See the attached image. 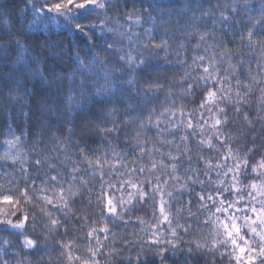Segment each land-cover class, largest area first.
I'll use <instances>...</instances> for the list:
<instances>
[{
  "label": "trees",
  "instance_id": "obj_1",
  "mask_svg": "<svg viewBox=\"0 0 264 264\" xmlns=\"http://www.w3.org/2000/svg\"><path fill=\"white\" fill-rule=\"evenodd\" d=\"M110 3L112 7L106 13V27L112 28L113 31L103 34L98 30L90 31V39L89 36L73 31H44V23L34 21L30 0H0V47L9 46L7 51L0 52V146H5L4 141L14 133L20 137V144L11 154L14 155L19 150L23 158V163L17 159L15 165L11 160H0V184L8 188L11 186L8 183L11 179L13 183L18 182L20 187H23L21 168L27 169L33 176L43 177L45 172L59 174L66 189L73 169H78L79 175L89 180L87 187L76 185V190L83 198L81 199V195L74 198L72 212L68 213V216L56 213L62 221L68 220L69 230L66 235L63 227L59 233H49L42 226L36 227L34 231L30 229L24 235L40 243V248L33 252L23 246V236L14 237L7 231L0 232V264L5 261L7 264H75L74 261L67 260L66 250L65 254L61 255L60 242L71 247V255L87 257L88 241L84 239V233L91 227H100L103 224V217L95 206L94 195L89 196V188L93 194L100 188L99 173L95 174V179H91L93 172L89 161L94 164L97 157L101 160L107 159L106 180L127 179L126 174L130 169H139L141 166L139 150L135 147L139 143L152 150L151 155L157 161L163 159L165 164L170 163L168 154H179L177 144L180 143V137L186 134L183 127L177 131L171 129L168 123L172 100H176L177 106V115L173 122L179 124L181 101L177 98L187 88V82L198 77L203 66L209 65L213 58L219 75L227 76L231 83L233 100L238 87L237 79L241 81V88L244 83H251V76L264 81V71H261L264 68V49L259 43L261 36H264V0H110ZM233 8H236L235 12L232 11ZM221 13L229 19L222 20ZM152 17L155 19H151ZM193 17L196 19L193 20ZM137 18L139 23H136ZM94 22L100 24V20ZM249 29L254 32L255 43L252 46H249L247 37ZM202 33H208L205 41H199V34ZM241 34L244 35L243 40ZM106 41H111L114 49L118 51L109 49ZM153 44H165L167 54L164 50L154 49ZM37 52L41 53L44 63L34 67L44 68V82H39L32 78L30 73L19 70L24 60ZM221 53H224L223 59ZM77 54L84 61L83 75L74 72L75 68L81 67L72 59ZM121 55L125 58L131 55L137 63L143 55L147 57L149 66L143 72L133 73L127 70L125 62L119 60ZM229 55L231 60L227 58ZM199 56H204V61L193 64V58ZM229 64L236 66L234 74L229 69ZM133 76L139 89L144 90L140 92V97L149 91L152 82H158L163 84L165 93L171 91L172 98L166 101L164 93L152 98L150 102L136 98L137 89L129 88L124 83ZM69 77H74L71 86ZM105 77H108L107 81ZM81 79H87L94 87L78 89L77 85ZM106 83L110 89L115 84V89L100 96L95 95L97 88ZM69 87L73 90L69 91ZM227 89L226 83L225 92ZM69 96L72 97L71 110ZM260 97V89L254 88L250 96L246 97L248 103L243 106L244 111L249 113V119L253 121L251 125L243 120V113L237 116L231 108L229 109L233 120L225 132L230 138L231 148L241 157L246 152V146H252L253 139L257 146L264 143V119H259L264 117V111L260 110ZM184 104L185 112H193L199 123H203V120L199 119L202 110L187 101ZM166 108L169 109L167 112ZM126 110H131L137 118L129 121ZM149 112L153 113V124L158 119L161 121L159 128L148 124ZM204 115L207 117L208 113L205 112ZM71 117L74 119L69 124L67 121ZM188 118L185 117V121ZM112 121L120 127L118 136L115 133L105 135L99 131L101 127L111 128ZM141 121L146 125L143 129L139 127ZM69 127L75 132L71 141L65 137ZM250 127L254 131H250ZM164 129L168 131H162ZM158 132L161 134L158 135ZM37 140L41 143H35ZM165 140L174 143H162ZM156 148L159 149L158 152L155 151ZM261 151H264V148ZM113 153L118 155L114 157ZM3 154L4 152L0 151V156ZM220 155H227V148H224ZM38 157L46 161L39 171L34 167ZM259 159L260 156L257 155L255 160ZM213 162L215 163V160ZM253 162L255 161H250V164ZM49 164L54 167L49 169ZM111 165H115V168L110 167ZM189 167L187 158L184 157L176 173L166 166H158V169L151 173L148 167H145L142 175L137 172L132 177L133 180L140 181L151 177L153 185L159 183L165 199L169 201L166 207L170 208L173 226L177 221L191 225L188 233L182 228L177 229L181 239L174 251L164 253V264H228V257L222 258L219 252L209 250L214 239V228L211 223H205L209 213L200 206L198 194L202 191L201 185L186 182L184 179V170ZM200 167L203 168V164ZM247 171L249 175H254L250 167ZM109 172L111 176L108 175ZM173 175H179L181 179L173 180ZM157 176L159 181L156 180ZM199 176L205 181V195L209 194V188L217 187L215 181L221 178L217 177L215 171L210 177L202 172ZM209 179L213 181L212 184H208ZM223 179L231 183V173ZM185 183L187 187L181 188ZM242 183L247 184L249 181L242 180ZM36 184L40 185V180H37ZM168 192H172L173 196L168 197ZM49 194H52L51 187ZM115 195L117 199L121 196L119 192ZM244 195L247 198V192ZM90 198L91 206L88 203ZM124 198L127 199L126 194ZM155 199L156 216H159V194ZM208 204L210 206L211 202ZM125 208L131 209L123 217V220L128 221L126 225L122 221L115 225L109 221L111 232L108 247L103 249L104 255L99 257L101 264H161V257L157 254L158 247L168 246L148 243L154 231L152 224L155 223L152 208H136L127 204ZM23 209L30 216L39 213L35 201L23 205ZM211 212H215V209L211 208ZM6 214L11 216L8 210ZM84 215L89 217L90 223L82 224L80 217ZM137 217L143 219L144 224H141ZM91 221L99 223L93 224ZM160 227L164 231L168 226L164 224ZM113 233L115 239L112 238ZM5 240L8 242L5 243ZM197 242L205 247L196 250ZM113 248L116 250L115 254L109 255ZM190 248L193 251L189 252Z\"/></svg>",
  "mask_w": 264,
  "mask_h": 264
},
{
  "label": "snow or ice",
  "instance_id": "obj_2",
  "mask_svg": "<svg viewBox=\"0 0 264 264\" xmlns=\"http://www.w3.org/2000/svg\"><path fill=\"white\" fill-rule=\"evenodd\" d=\"M30 7L35 23L43 22L45 25L44 31L46 32H51L53 29H61L63 31H73L74 33L83 34L89 36L91 39L89 35L90 31L98 30L100 34L113 31L112 28L106 27V13L112 7L110 0H53V2H50V0H30ZM232 11L235 12L236 8H233ZM151 19L155 18L152 17ZM195 19L193 17V20ZM221 19L228 20L229 18L221 13ZM96 20H100L99 25L94 22ZM82 21H87V23H82ZM139 22L140 20L137 18L136 23ZM207 36L208 33L199 34V41H205ZM247 37L249 46H252L255 43L253 41L254 32L252 29H249L247 32ZM243 39L244 35L241 34V40ZM259 43L262 49H264V36H261ZM17 44L19 45V41H17ZM106 44L109 49L118 51L114 49V44L111 41H106ZM8 47V45L0 47V52L7 51ZM20 47L23 48L22 45ZM153 48L164 50L167 54V46L165 44H153ZM223 58L224 53H221V59ZM227 58L231 60L230 55ZM72 59L75 63L81 65V67L75 68L74 72H79L83 75L84 61L81 60L78 54ZM204 59V56L194 57L193 64H196L197 61L203 62ZM119 60L127 64V70L136 74L143 72L149 66L147 57L143 55L139 63L131 55L127 58L121 55L119 56ZM43 63L41 53L37 52L36 55L24 60L19 70L30 73L31 77L39 82H44V68L34 67V65H42ZM235 68L236 66L229 64V69L232 70L233 74L235 73ZM225 71L227 72L228 69H225ZM261 71H264V68ZM105 79L107 81L108 77H105ZM250 80L251 83H244L241 88V81L237 79L236 83L238 87L235 92V100H233L231 96V83L227 76L221 77L219 75V69L216 68V61L213 58V61L209 65L203 66L202 73L198 77L194 78L191 82H187V88L177 98L181 101L179 108L181 119L179 124L173 122L177 115L176 100L173 99L171 103L172 112L168 123L171 129L177 131L180 127H183L186 134L180 137V143L177 144L179 154L175 156L171 153L168 154L170 163L165 164L163 159L157 161L151 155L152 150L146 149L139 143L135 147L139 150L141 166L139 169L135 167L130 169L126 174L127 179L106 180L105 165L108 163L107 159L101 160L97 157L94 164L89 161V167L93 172L91 179H95V174L99 173L98 182L100 184L99 191L95 194L89 188V196L92 197L94 195L95 206L99 208V215L103 217V224L100 227H91L90 230L84 233V239L88 241L87 257L71 255V247L63 242H60L59 245L61 255H64L66 250L68 253L67 260L74 261L75 264H101L99 257L104 255L103 249L108 247L107 242L109 240V233L111 232V228L108 226L109 221L113 225L118 221H122L126 225L128 221L123 220V217L131 211L130 208H125L127 204L136 208H152L155 223L152 224L154 231L148 243L155 246H168L167 248L158 247L157 254L161 257V264H164V260L166 259L164 253L169 250L174 251L181 239L177 229L182 228L185 233H188L191 225L180 224L177 221L175 226H173L170 208L166 207L169 201L165 199V194L159 183L153 185L151 177H146L143 181L133 180L132 177L137 172L142 175L145 167H148V171L151 173L156 171L158 166H166L173 173H176L183 158L186 157L190 167L184 170V179L186 182H191L192 184L199 183L201 185L202 191L198 194L200 206L209 213L205 223H211L214 228V239L209 250L219 252L222 258L228 257V264H264V151H261L264 148V143L257 146L253 139L252 146H246V152L241 157L231 148L229 143L230 138L225 132V129L229 127L233 120L229 115L230 108L237 116L243 113V120L249 125L253 123L249 119V113L244 111L243 106L248 103L246 97L250 96L254 88L260 89L261 97L259 105L260 110L264 111V81L258 80L255 76H251ZM68 82L71 86L74 83V77H69ZM124 83L129 88H136V98L145 99L146 102H150L152 98L158 97L161 93L165 94L166 101L172 98L171 91L169 90L165 93L163 84L158 82H152L149 85V91L144 92L143 97H140V92L144 90L139 89L135 76ZM226 83L228 85L227 92L224 90ZM90 87H94V85L89 84L87 79H81L79 85H77V88L80 90ZM115 87L116 85L113 84L112 89H110L106 83L97 88L95 95H103L115 89ZM72 90L69 87V91ZM68 99L71 110L72 97L69 96ZM185 101L196 105L198 109L202 110L200 111L199 119L203 120V123H199L193 112H185ZM129 108H131V105H129ZM168 110L166 108L165 112ZM205 112L208 113L207 117L204 115ZM125 114L128 116L129 121L137 118L131 110H126ZM152 114V112L148 114V124L154 128H159L161 121L158 119L153 124L151 119ZM109 115L111 116L112 113H109ZM185 117L189 118L185 121ZM73 119L74 117L69 118L67 123L71 124ZM259 119H264V117H259ZM125 123L127 124L128 122ZM139 127L143 129L146 125L141 121ZM249 130L254 131L251 127ZM9 131L11 133V129ZM99 131L105 135L115 133L118 136L120 127L115 121H112L111 128L101 127ZM162 131H168V129ZM160 134L158 132V135ZM169 134L172 133L169 132ZM12 135L15 136L14 133ZM74 135V129L69 127L65 133L66 139L71 141ZM4 143L7 145V148L3 156H0V160H11L12 164L15 165L17 159H20L21 163H23L19 150L14 155L11 154L13 149H18L20 137L15 136V139L5 140ZM35 143L39 144L41 141L37 140ZM162 143L172 144L174 142L165 140ZM224 148H227V155L221 156L220 153ZM155 151L158 152L159 149L156 148ZM113 155L115 157L118 154L113 153ZM257 155L260 156L259 161L255 160ZM145 157H147V160H145ZM214 160L215 163L213 162ZM228 161H234V163L229 164ZM250 161L255 162L250 164ZM45 164L46 161L38 157L35 160L34 167L39 171L41 166ZM149 164L150 166H148ZM201 164H203V168L200 167ZM47 167L52 169L54 166L49 164ZM110 167L115 168V165H111ZM249 167L251 168V173L254 175H249L247 171ZM21 171L24 180L23 187H20L18 182L13 183L11 179L8 181L11 185L8 188L0 184V205L8 206V211L11 213L10 217L5 214L3 218H0V232L7 231L14 237L23 236V246L35 252L40 248V243L24 234L28 233L30 229L34 231L36 227L42 226L49 233H59L60 228L63 227L66 235L69 230L68 220L62 221L56 213L68 216V213L72 212L71 205L75 203L74 198L77 195H81L76 190V185L79 184L81 188L87 187L89 180L81 177L78 169H73L66 189L61 182L59 174L53 175L50 172H45L43 177H41L40 175H31L27 169L21 168ZM213 171L216 172L217 177L221 178L215 181L217 187L215 189L209 188V194L205 195V181L200 179L199 173L202 172L203 175L210 177ZM192 173H196V175ZM229 173H231V183H227L223 179ZM108 175L111 176V172ZM171 179L178 181L181 177L173 175ZM37 180H40V185L36 184ZM156 180L159 181V176L156 177ZM242 180H248L249 183H242ZM28 181H31V183H28ZM212 183L213 181L209 179L208 184ZM50 187L51 195L49 194ZM185 187H187V183L181 185V188ZM221 187H223V191H221ZM117 192L121 194L119 199L115 195ZM245 192L248 194L247 198L244 195ZM125 194L127 199L124 198ZM157 194L160 196L158 206L159 216H156L157 202L155 198ZM167 196L172 197L173 193L168 192ZM34 201L35 207L39 209V213H34L30 216L23 209V205L32 204ZM208 202H211L210 206ZM88 203L91 206V198ZM241 204L244 206L241 207ZM211 208H214L215 212H211ZM0 211H3V209H0ZM82 211L86 212L87 210L82 209ZM37 216H39V219H37ZM137 219L140 220L141 224H144L143 219L139 217ZM80 220L82 224L90 223L87 215L80 217ZM91 223L95 224L99 222L91 221ZM164 224L168 227L162 231L160 226ZM166 237H171V239H167ZM112 238L115 239L114 233L112 234ZM7 242L5 240V243ZM204 247L205 245L196 243V250ZM221 248L225 250L220 251ZM191 251L193 250L190 248L189 252ZM115 252L116 250L113 248L109 252V255H113ZM4 264H7V261Z\"/></svg>",
  "mask_w": 264,
  "mask_h": 264
},
{
  "label": "rangeland",
  "instance_id": "obj_3",
  "mask_svg": "<svg viewBox=\"0 0 264 264\" xmlns=\"http://www.w3.org/2000/svg\"><path fill=\"white\" fill-rule=\"evenodd\" d=\"M13 139H15V136L14 135H10L7 140H13ZM0 148H1V150H0L1 152H5V149L7 148V145L5 144V146H0ZM12 151H14V149ZM0 209H3V211H0V216L3 217L7 213L8 206L0 205Z\"/></svg>",
  "mask_w": 264,
  "mask_h": 264
}]
</instances>
